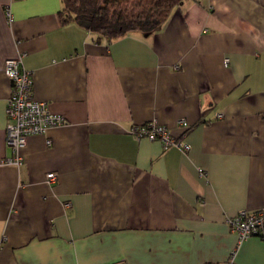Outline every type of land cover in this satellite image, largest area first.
Wrapping results in <instances>:
<instances>
[{"label": "crops", "instance_id": "crops-1", "mask_svg": "<svg viewBox=\"0 0 264 264\" xmlns=\"http://www.w3.org/2000/svg\"><path fill=\"white\" fill-rule=\"evenodd\" d=\"M62 6L0 0V264H264V239L227 224L264 207V0H183L157 32L110 42ZM18 57L66 123L10 165ZM149 122L190 149L136 139Z\"/></svg>", "mask_w": 264, "mask_h": 264}, {"label": "built area", "instance_id": "built-area-1", "mask_svg": "<svg viewBox=\"0 0 264 264\" xmlns=\"http://www.w3.org/2000/svg\"><path fill=\"white\" fill-rule=\"evenodd\" d=\"M6 14L10 19V14L8 12ZM4 72L9 77L11 84L10 96L6 105L8 123L5 130V142L13 155L3 163L20 165L22 163L20 151L26 146L28 137L33 134L45 135L50 128L63 125L66 121L63 117L52 114L46 101L41 102L33 98L32 79L30 73L24 69L20 57L6 59ZM178 124L182 128L188 126L183 120H179ZM131 133L136 139L146 137L149 141L159 140L163 148L175 146L185 152L190 149L189 144L181 143L172 136L166 126L158 125L155 122L135 127ZM46 141L49 145L50 140ZM198 170L199 174L204 173L201 168ZM56 180L55 173H46L47 182L54 183ZM227 224L231 231L237 234L238 244L251 236L264 237V207L256 212L238 211L234 216L227 218ZM236 252L233 251L224 264H236Z\"/></svg>", "mask_w": 264, "mask_h": 264}, {"label": "trees", "instance_id": "trees-1", "mask_svg": "<svg viewBox=\"0 0 264 264\" xmlns=\"http://www.w3.org/2000/svg\"><path fill=\"white\" fill-rule=\"evenodd\" d=\"M61 22L73 21L107 41L128 32L154 33L183 0H61ZM256 237H261L256 236Z\"/></svg>", "mask_w": 264, "mask_h": 264}]
</instances>
